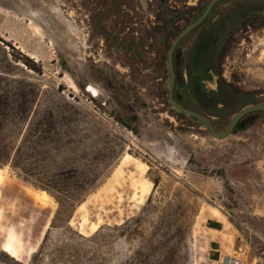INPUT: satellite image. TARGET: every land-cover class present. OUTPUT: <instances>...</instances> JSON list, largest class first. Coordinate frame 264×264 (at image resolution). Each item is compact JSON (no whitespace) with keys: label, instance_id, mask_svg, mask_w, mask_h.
<instances>
[{"label":"rangeland","instance_id":"374dc122","mask_svg":"<svg viewBox=\"0 0 264 264\" xmlns=\"http://www.w3.org/2000/svg\"><path fill=\"white\" fill-rule=\"evenodd\" d=\"M109 2L0 0V67L8 72L0 94L17 100L0 117V134L24 167L0 165L12 183L0 184V245L16 231L15 258L29 264H264V111L251 112L245 129L213 136L169 101L173 37H145L138 68L97 28L108 25ZM248 25L210 60L225 108L209 114L183 77L174 85L217 131L264 102V21ZM193 41L181 45L180 71ZM41 186L67 200L54 223L58 203Z\"/></svg>","mask_w":264,"mask_h":264},{"label":"flooded vegetation","instance_id":"af4514ba","mask_svg":"<svg viewBox=\"0 0 264 264\" xmlns=\"http://www.w3.org/2000/svg\"><path fill=\"white\" fill-rule=\"evenodd\" d=\"M143 1H146L145 4ZM208 2L209 0H158L157 3H150L147 0H110L106 10L108 25L100 26L97 23V28L108 39L112 52L116 45L131 64L141 68L144 63L145 37L159 38V43L171 37L174 39L201 14ZM116 7L118 8L115 9ZM258 20L264 21V0H217L207 16L176 45L172 55L175 83L178 85L183 77L187 82L186 84L183 82L182 87L188 90L199 106L209 114L216 115L217 112L208 106V102L216 103V108L223 107L222 102L215 101L217 94L224 92L221 90L222 84L217 78L216 89H208L200 76H193L194 72L202 68L205 72L212 70L217 75L213 66H210V60L222 40L229 36L233 29L242 24L249 26L248 24ZM187 38L194 39L193 51L184 71H180L178 55L183 41ZM118 39L122 41L117 42ZM195 56L197 59L192 67ZM173 94L175 95L174 90Z\"/></svg>","mask_w":264,"mask_h":264},{"label":"trees","instance_id":"16d2710c","mask_svg":"<svg viewBox=\"0 0 264 264\" xmlns=\"http://www.w3.org/2000/svg\"><path fill=\"white\" fill-rule=\"evenodd\" d=\"M0 40H2L0 38ZM4 42V40H2ZM7 42H4V44H6ZM21 57L19 58H15L17 61L20 60L27 68H33L34 69V64H32V61L30 60V58H28L27 56H25L24 54H20ZM5 59H7V56H5ZM2 74H8V72L2 70V68L0 67V80L3 79ZM221 90H223V93H220V95L217 94V97L215 98V101L217 102H222L223 103V107L222 108H216V103H210L208 102V106L213 108L216 112H218L219 110L223 109L226 107V104L223 100H220L219 97H221L222 95L224 96L226 94V87L222 86ZM18 95H20V98L24 99V102H27V99L25 98V93L22 91L20 92ZM175 99L182 105H184V103H182V94L180 93H175ZM16 99H14V97L12 98V96L10 95V92H3L0 94V117L2 116H9L12 113V108H13V102ZM17 101V100H16ZM204 115V114H203ZM253 118L251 117V113L246 114L245 116H243L236 124L235 128L233 131L239 130V129H245L247 128L249 125H251L253 123ZM0 124H1V120H0ZM2 136L0 134V165H10L12 168H20V169H24L23 166H20L17 164V158H18V152L19 149L17 148L16 150H12L10 149L7 145L3 144L2 142ZM53 190H55L57 193H63L62 189L63 188H59L58 186H50ZM42 189L46 190L49 194L53 195L54 198L56 199L57 203H58V207L56 209L55 215L52 219V223L55 222L56 217L58 216V214H60V212L63 209V204L64 202L67 203V200L64 199L63 197L60 196V194H52L51 191L49 190V187H45V186H41ZM61 189V190H60ZM72 199V198H71ZM71 207V204H68ZM66 212L69 213V207L65 209ZM69 217V214L66 217ZM0 264H29V263H24L21 260L16 259L13 256H10L8 253H6L5 251H3L2 249H0ZM128 264H143L141 263V261L136 258L133 257L131 258L130 262Z\"/></svg>","mask_w":264,"mask_h":264},{"label":"water","instance_id":"95a60500","mask_svg":"<svg viewBox=\"0 0 264 264\" xmlns=\"http://www.w3.org/2000/svg\"><path fill=\"white\" fill-rule=\"evenodd\" d=\"M215 1H217V0H209V2L207 3L206 7L201 12V14L194 21H192L190 24H188L185 28H183L176 35V37L173 39V41L169 47L168 55H167L168 69H169V75H170L169 88H168V98H169V101L171 102V104L177 110L196 118L198 121H200L204 126H206L208 128V130L211 132V134L213 136L218 137V138H223V137H226L233 132L237 122L246 114L257 111V110H263L264 111V102L243 107L242 109H240L239 111H237L234 114V116L230 120V122H229L228 126L225 128V130L217 131V130H215V128L211 124L210 120L206 116H204L203 114H201L200 112H198L192 108H189V107H186V106L180 104L175 99L174 94H173L174 84H175V71H174V67H173V63H172L173 51H174L176 45L178 44V42L180 41V39L187 32H189L194 27H196L207 16V14L209 13V11H210L211 7L213 6V4L215 3ZM196 59H197V56H195L193 61H192V67H194ZM193 76L194 77L200 76L201 81L204 84H206V87L208 89H216L217 75L212 70H208L205 72V71H203L202 68H199L196 72H194Z\"/></svg>","mask_w":264,"mask_h":264},{"label":"bare ground","instance_id":"6f19581e","mask_svg":"<svg viewBox=\"0 0 264 264\" xmlns=\"http://www.w3.org/2000/svg\"><path fill=\"white\" fill-rule=\"evenodd\" d=\"M7 182L12 185V183L8 179L5 178L4 173L0 169V184L1 185L4 183L6 184ZM28 193L29 195L31 194L34 195V192L32 190H28ZM35 196H38V195L36 194ZM40 198L42 200L46 198V195L44 194V192L42 195H40ZM212 213L218 215V210L214 208L212 209ZM21 245H22V242L19 237V234L16 231L10 229L7 231L5 239L0 245V247L3 251L8 253L10 256L16 257V255H18L21 250Z\"/></svg>","mask_w":264,"mask_h":264},{"label":"crops","instance_id":"0c3cea01","mask_svg":"<svg viewBox=\"0 0 264 264\" xmlns=\"http://www.w3.org/2000/svg\"><path fill=\"white\" fill-rule=\"evenodd\" d=\"M28 190H31V189H29V188H26V192L28 193ZM33 191V190H32ZM34 192V191H33ZM29 194V193H28ZM37 193H35L34 192V195L33 194H31L30 196L32 197V198H34L35 197V195H36ZM37 195H39V194H37ZM216 224V223H215ZM217 225V224H216Z\"/></svg>","mask_w":264,"mask_h":264},{"label":"built area","instance_id":"2783aa9c","mask_svg":"<svg viewBox=\"0 0 264 264\" xmlns=\"http://www.w3.org/2000/svg\"><path fill=\"white\" fill-rule=\"evenodd\" d=\"M228 264H238L237 262H233V263H228Z\"/></svg>","mask_w":264,"mask_h":264}]
</instances>
